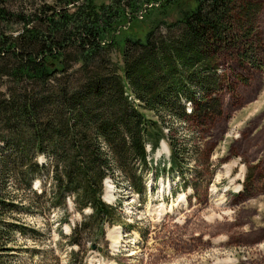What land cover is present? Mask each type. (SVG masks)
I'll list each match as a JSON object with an SVG mask.
<instances>
[{
    "label": "trees",
    "instance_id": "1",
    "mask_svg": "<svg viewBox=\"0 0 264 264\" xmlns=\"http://www.w3.org/2000/svg\"><path fill=\"white\" fill-rule=\"evenodd\" d=\"M18 2L0 6V29L20 26L0 34V264H17L11 253L20 249L8 244L25 227L8 213L22 183L30 190L50 177L52 207L72 198L104 233L115 215L102 199L104 180L118 174L142 194L128 166H147L165 120L204 125L222 114L221 62L264 68L257 0Z\"/></svg>",
    "mask_w": 264,
    "mask_h": 264
},
{
    "label": "rangeland",
    "instance_id": "2",
    "mask_svg": "<svg viewBox=\"0 0 264 264\" xmlns=\"http://www.w3.org/2000/svg\"><path fill=\"white\" fill-rule=\"evenodd\" d=\"M32 1L52 5L55 0ZM257 1L263 5L258 29L264 62V0ZM0 6L17 9L19 2L0 0ZM19 29L14 24L0 34ZM112 58L119 61V53ZM219 73L222 114H212L204 125L166 119V138L153 153L147 147V166L129 164L140 176L142 194L118 174L108 178L102 199L115 215L104 233L96 230L92 210L77 211L72 198L65 207H52L50 177L35 179L30 190L22 183L13 199L17 207L8 213V220L25 227L8 244L20 249L11 253L15 262L264 264V68L231 58L221 62ZM167 142L180 157L176 166Z\"/></svg>",
    "mask_w": 264,
    "mask_h": 264
},
{
    "label": "water",
    "instance_id": "3",
    "mask_svg": "<svg viewBox=\"0 0 264 264\" xmlns=\"http://www.w3.org/2000/svg\"><path fill=\"white\" fill-rule=\"evenodd\" d=\"M91 249H94V246H93V247H91Z\"/></svg>",
    "mask_w": 264,
    "mask_h": 264
},
{
    "label": "bare ground",
    "instance_id": "4",
    "mask_svg": "<svg viewBox=\"0 0 264 264\" xmlns=\"http://www.w3.org/2000/svg\"><path fill=\"white\" fill-rule=\"evenodd\" d=\"M107 180H108V179H107ZM107 180H106V181H107ZM107 183H108V182H107ZM107 183H106V185H107Z\"/></svg>",
    "mask_w": 264,
    "mask_h": 264
}]
</instances>
